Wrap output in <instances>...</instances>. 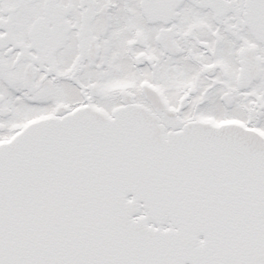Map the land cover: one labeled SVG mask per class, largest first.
I'll list each match as a JSON object with an SVG mask.
<instances>
[{"label": "snow or ice", "instance_id": "obj_1", "mask_svg": "<svg viewBox=\"0 0 264 264\" xmlns=\"http://www.w3.org/2000/svg\"><path fill=\"white\" fill-rule=\"evenodd\" d=\"M0 264H264V0H0Z\"/></svg>", "mask_w": 264, "mask_h": 264}]
</instances>
